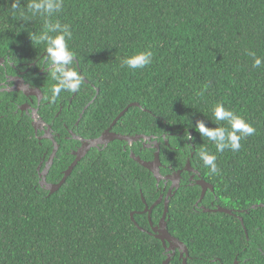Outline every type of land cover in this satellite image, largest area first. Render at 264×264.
I'll return each mask as SVG.
<instances>
[{
	"label": "trees",
	"instance_id": "trees-1",
	"mask_svg": "<svg viewBox=\"0 0 264 264\" xmlns=\"http://www.w3.org/2000/svg\"><path fill=\"white\" fill-rule=\"evenodd\" d=\"M0 58V82L29 69L28 82L46 84L41 114L55 129L88 106L80 127L91 134H81L99 136L139 104L114 131L155 134L161 173L190 162L214 186L200 206L232 211L196 207L199 186L170 198L168 230L189 264H264V0H0ZM59 61L68 70L40 71ZM18 96L0 94V264H164L167 248L143 213L164 183L115 141L51 193L75 143L56 136L47 166L56 147L16 113Z\"/></svg>",
	"mask_w": 264,
	"mask_h": 264
},
{
	"label": "flooded vegetation",
	"instance_id": "flooded-vegetation-1",
	"mask_svg": "<svg viewBox=\"0 0 264 264\" xmlns=\"http://www.w3.org/2000/svg\"><path fill=\"white\" fill-rule=\"evenodd\" d=\"M1 59H3L4 61L0 62V66H6L7 60H5L4 58H0V60ZM64 62H66V61H59V62L52 64L48 67L44 65L40 71L42 72V74H44V72H45L44 70L49 72L56 67L66 68L68 70V66H66V65L64 67L60 66V64H62ZM45 64H46V62H45ZM36 65H37L36 63L33 64L34 67H36ZM13 67H14V69H17V67H15V65H13ZM28 71H29V69L27 71H21V69H17L15 74H10L9 71L7 70L6 75H5V81L0 82V94L10 92V93H16L19 95L18 100H20V102H22L21 104H19V102L16 100V98L13 99V103L16 104L17 108H18L16 113L19 112L21 114V116L27 115L31 118L32 124L36 130V135L39 138V140H52L53 144L56 147V149H55L56 154H57L58 150L60 149V146H59V143H57L55 137L57 136L60 138L62 135H65L66 139L73 140V143H75V145L73 147H70V150H71L72 154L76 157V159H77V154L79 152L83 153V156H84L83 158H85L90 153L94 152L95 149L98 151H102L103 149L108 147L111 143H113L115 141H121V142H123V149L126 152H127L128 147H131L132 150L130 152V156L132 159L136 160L137 158H141L145 162H154L155 161L156 153L158 151L157 147L159 146L160 150L162 148V144L160 141H158L155 134L149 135V136H147L145 134H133V135L122 134V133L114 131V127L116 126L115 125L113 127V124L115 122L114 121L112 123V125L108 129H106L103 133H101L99 136H94V137L83 136L81 134V132H84L85 134H88V135L91 134L90 132L82 131L81 130L82 128L80 127L82 120H83V116H84L86 110L88 109V106L80 114V116H79V118L76 121L74 126L69 127V125L66 122H63V118H61V120H60L62 122L60 124L61 126L57 125V128L55 129L53 124L48 123L45 120V118H44L45 115L41 114L42 106L43 105L46 106L48 104H51V101H48L47 94L44 91V89H46L47 86H46V84H42V85H40L41 87L40 86L36 87L31 82H28L25 79V76L28 73ZM67 81L77 91V87H78L77 84L72 83L71 79H68ZM24 86H27L30 89V94H27L26 91H24L22 89V87H24ZM31 90H33L34 93L31 92ZM71 102H72V100H71ZM62 112H63V105L61 103V107L55 116L56 119L61 116ZM62 127H64V128H62ZM118 136L129 137V138H131V141L119 140V139H117ZM167 143H168V141H167ZM135 147L136 148L138 147L137 149H138V153H140V155H137V153L133 150V148H135ZM144 151H151L152 155H153V159L152 160L143 159L144 156L142 155V153ZM56 154L54 155V153H53L50 156V159L47 162V166L51 165L50 164L51 158L53 156L55 157ZM160 159H161V152H160ZM190 164L191 163L188 162L185 169H182V170H178V171H174V170L169 171L168 170V171H166L168 173L165 175H163L161 173V167H160V174L162 176V179L160 181H158L157 186L159 187L161 185V183H164V187L162 188L164 194H162L161 197H163L162 202H164L165 205H166V201L169 198H171V196L169 197V194L171 192L172 187H175V189L172 193L174 196L182 186H184V187H186V186H199L202 190V196H203L204 188L202 185H200V182H202V181L207 182V181L202 177V174L197 169H194L192 167V165L189 166ZM47 166H46V168H47ZM161 166H162V162H161ZM48 168H50V167H48ZM48 171H49V169H48ZM44 172H46V169L42 172V175H44L43 174ZM152 174L156 178V172H152ZM208 184L212 185L210 183H208ZM178 187H179V189H178ZM208 191H211V188H208L207 192ZM207 192L205 193L204 197L201 196V199L196 204V207H201L206 212H215L217 209H211V208H207L206 206H200V203L204 200ZM144 200H145V198H144ZM158 201L155 202L152 206H150L149 204L147 205L150 208L149 212H145V211L143 212V213L149 214L148 217H149V220L151 222V227H152V230L155 233L156 237L158 236V233L156 234L155 229L160 227V224L156 227V224H154V221L152 219V215L154 213V210L157 206L156 204L158 203ZM169 201H170V199H169ZM145 202L147 204L146 200H145ZM211 204H212V206L215 205L214 202H212ZM147 206H146L145 210L147 209ZM140 213H142V212H140ZM161 222H162V220L160 221V223ZM159 230H161V228H159ZM152 235H153V233H152ZM171 245H173L176 248L174 256L179 254L180 258L183 260V264H184L185 258L187 259L188 264H189V260L190 261L193 260V258L190 255L188 248H187L188 251H186L184 248H179L178 244H176V243H173V244L167 243L166 248L167 247L170 248ZM182 254H184L183 257L181 256ZM235 264H239V263L236 262Z\"/></svg>",
	"mask_w": 264,
	"mask_h": 264
},
{
	"label": "water",
	"instance_id": "water-1",
	"mask_svg": "<svg viewBox=\"0 0 264 264\" xmlns=\"http://www.w3.org/2000/svg\"><path fill=\"white\" fill-rule=\"evenodd\" d=\"M4 60L1 59L0 62H3ZM22 89L24 91H26L27 94H30V89L27 87V86H24L22 87ZM31 92H33V90H31ZM36 92V91H35ZM34 93V92H33ZM133 106H139V104L135 103V104H132L130 105L128 108H126V110H124L120 116H118V118L115 120L114 124H113V127L118 123V121L129 111V109ZM112 127V128H113ZM111 128V129H112ZM110 131V130H109ZM117 139L119 140H128V141H131V138L129 137H120L118 136ZM158 151L156 153V158H155V161L154 162H145L143 161L141 158H137V162H139L141 165H143L144 167H146L147 169H149L151 172H156V177L158 179V181H160L162 179V176L160 174V167H161V159H160V147L158 146L157 147ZM56 154V151L54 152V155ZM83 153L79 152L77 154V159L74 161V163L70 166L69 170L66 172L65 174V177L64 179L59 183V184H55V185H49L47 184V171H48V167L46 168V172H44L43 176H44V179H43V183L44 185L47 184L48 185V189L51 191V193H54L56 191H58L67 181V179L69 178V176L72 174L74 168L78 165V163L83 159ZM53 161H54V156L51 158V161H50V164H53ZM191 166V164L189 165ZM41 168H39L40 170ZM200 185L203 186L204 188V191H203V196L205 195V193L207 192V189L208 188H211V190L214 191V186L213 185H209L207 182H200ZM175 187H172L171 189V192L169 194V197H173V191H174ZM179 189V187H178ZM168 199V198H167ZM170 199V198H169ZM169 199L166 201V211H165V214H164V217L162 219V222L160 223V227L156 228L155 231L156 233H158V236L157 238H159L160 240H162L165 244V246H167V243H170V244H173V243H176L178 244V247L179 248H184L186 251H188L187 247L184 245L183 242L179 241L178 239H176L175 237H173L169 230H168V223L166 222V219H167V216H168V212H169V205H170V201ZM163 200V197H161V199L158 201V204H160ZM150 211V208L147 206V209L145 210V212H149ZM216 212H222V213H226V214H232V211L230 210H226V209H223V208H219L216 210ZM134 216V214H133ZM159 228H161V230H159ZM167 252L169 253V257L168 259L166 260V262H164V264H170L171 261H172V258L174 256V253H175V250L176 248L171 245V247H167ZM173 251V252H172ZM182 257L184 256V254L181 255ZM184 264H188L187 263V259L185 258L184 259Z\"/></svg>",
	"mask_w": 264,
	"mask_h": 264
}]
</instances>
